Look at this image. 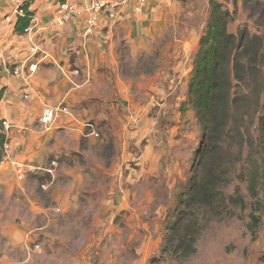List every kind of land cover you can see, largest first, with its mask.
Wrapping results in <instances>:
<instances>
[{
  "label": "rangeland",
  "instance_id": "obj_1",
  "mask_svg": "<svg viewBox=\"0 0 264 264\" xmlns=\"http://www.w3.org/2000/svg\"><path fill=\"white\" fill-rule=\"evenodd\" d=\"M172 1V12L158 22L155 36L145 38V46L116 39L119 69L111 70L97 87L106 99L104 116L86 121L97 125L99 136L85 127L91 136H83L81 149H72L57 163L44 164L43 168L56 169L52 173L38 170L42 175L34 178L33 191L48 213L34 215L12 194L7 197L0 190V264H264V175L258 197L240 176L242 168L253 166L250 142L242 151L234 147L227 155L224 169L230 174L221 180L222 194L214 204L189 201V183L198 164L195 154L203 137L189 85L211 0ZM222 1L232 13L230 31L238 34L246 27L252 33L264 31L248 9L255 0L247 6L245 0ZM147 2L135 11L142 13ZM24 3L18 1L19 15ZM109 6L98 11L87 33L95 31ZM65 12L60 5L57 25L72 20L61 19ZM108 14L116 17L115 11ZM18 74L15 68L13 75ZM250 84L251 89L257 86L253 79ZM259 101V106L256 99L250 104L257 115L242 122L255 137L261 135L257 118L264 115V89ZM65 114H71L70 108ZM7 138L3 160L11 148ZM263 156L261 146L254 158L262 163ZM17 168L22 179L27 169ZM48 182L46 191L43 183ZM236 191L242 194L244 206L231 199ZM257 199L262 204L257 212L261 223L254 237L251 215ZM8 217L23 231L6 228L3 223ZM186 234L194 239L192 248L180 247Z\"/></svg>",
  "mask_w": 264,
  "mask_h": 264
},
{
  "label": "crops",
  "instance_id": "obj_2",
  "mask_svg": "<svg viewBox=\"0 0 264 264\" xmlns=\"http://www.w3.org/2000/svg\"><path fill=\"white\" fill-rule=\"evenodd\" d=\"M68 1L83 7L91 2ZM103 1L110 5L108 11H115L116 17L104 12L92 34L87 33L90 14L86 12L62 26L55 23L61 0L31 1V31L19 34L15 30L18 1L0 0V119L4 120L11 141L8 158L0 163V190L6 191L7 197L12 194L34 215L48 213L33 191L34 178L42 175L38 170L56 171L43 165L49 160L57 163L59 157L68 156L72 149H81L83 136H91L84 122L104 116L106 99L102 100L97 87L111 70L119 69L116 39L145 46V38L155 36L158 22L175 5L172 0H148L144 11L138 13L134 3ZM33 47L39 51L33 52ZM15 68L21 74L13 75ZM62 103L70 108L71 114H61L51 130H45L41 121L44 109ZM19 165L27 169L22 179L17 175ZM43 184L49 191L51 183ZM8 219L3 223L6 228L13 226L15 231H23L19 223L11 224Z\"/></svg>",
  "mask_w": 264,
  "mask_h": 264
},
{
  "label": "trees",
  "instance_id": "obj_3",
  "mask_svg": "<svg viewBox=\"0 0 264 264\" xmlns=\"http://www.w3.org/2000/svg\"><path fill=\"white\" fill-rule=\"evenodd\" d=\"M249 1L253 0H245L246 6ZM252 3L248 9L256 15L259 27L264 29V1L255 0ZM22 9L23 14L18 16L15 24L19 34L26 32L33 17L30 1L25 2ZM232 20V13L225 7L224 1L211 0L209 21L200 40L189 85L190 102L203 129L202 142L195 154L198 164L189 183L188 197L192 204H214L222 194L219 189L221 180L230 174L224 169L225 162L229 160L227 155L234 147L242 151L247 141L250 142L249 160L253 166L242 168L240 176L247 182L254 197H258L260 179L264 175V156L262 163L254 158L256 150L261 146L264 148V115L257 118L261 123L257 128L260 136L255 137L242 126V122L257 115L258 110L252 113L250 104L252 101L255 103L256 99L259 106V94L264 89V31L252 33L246 27L235 34L229 29ZM252 79L257 85L255 89H251ZM3 123L4 120H0V162L4 158V145L8 140ZM231 199H235L236 205L245 204L239 191ZM257 201L251 215L254 237L261 223V216L257 212L262 204ZM193 241L192 236L186 234L181 237L180 247L192 248Z\"/></svg>",
  "mask_w": 264,
  "mask_h": 264
},
{
  "label": "built area",
  "instance_id": "obj_4",
  "mask_svg": "<svg viewBox=\"0 0 264 264\" xmlns=\"http://www.w3.org/2000/svg\"><path fill=\"white\" fill-rule=\"evenodd\" d=\"M122 1L124 4H128L130 2L134 3L135 10L141 11L148 0H122ZM60 5H62V9L66 10L65 14L61 18L64 19V21L66 22L73 19L74 17L80 16V14H83L84 12H88L89 14H91L92 17L88 20L89 30L93 28L94 24L91 22H94V19L97 16L98 11H101L102 8L104 9L105 7H107V3L103 0H91L90 5L88 7H81V8L80 7L76 8L74 4L69 3L68 0H61ZM61 19H59V23ZM68 109L69 108L66 105L60 107L57 106V107L46 108L42 115V121L45 124V130L47 131L51 130L54 122L58 118H60L61 114L68 112ZM85 127L91 130V134H94L95 136H99V133L97 131V125H95V123L86 122ZM6 147H8V144L6 145ZM47 171L52 173V170H47Z\"/></svg>",
  "mask_w": 264,
  "mask_h": 264
}]
</instances>
